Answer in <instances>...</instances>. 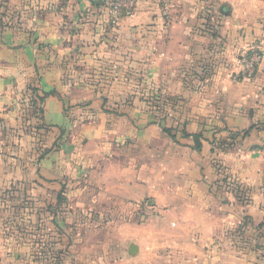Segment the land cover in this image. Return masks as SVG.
<instances>
[{
  "label": "crops",
  "instance_id": "crops-1",
  "mask_svg": "<svg viewBox=\"0 0 264 264\" xmlns=\"http://www.w3.org/2000/svg\"><path fill=\"white\" fill-rule=\"evenodd\" d=\"M103 1L28 0L32 5L37 4L36 7L41 4V8L22 18L23 27L18 24L0 31V123H10L19 115L20 91L34 75L36 41L42 36L47 46L56 43L61 29L57 21L60 16L56 15L62 9H73L83 36L96 39L105 32L102 44L97 43L101 46L99 50L105 49L112 26L104 15L91 13L92 7L102 10ZM218 2L230 7V15L224 18L230 35L245 29L246 40L252 41V31L260 30L264 18V0ZM59 3L64 7L57 9L55 5ZM158 15L156 1L141 0L133 15L121 18L119 35L125 44L121 47L122 55L129 57L128 62L141 66L147 77L163 86L167 95L187 96L184 108L179 111L180 130L174 134L166 132L153 109L139 96L130 95L126 77L101 93L106 94L117 109L112 116L98 114L95 123L87 125L85 130L88 131H82L80 136L84 143L88 142L76 147L75 156L81 165L89 163L93 179L107 180L108 196L121 200L123 210L150 206L153 216L146 217V223L154 219L159 224L161 231L153 235L145 234L146 225H139V234L135 236L124 232L123 237H112L108 242L112 250L120 247L123 251V259L117 264H244L242 261L248 258L257 259L259 252L258 249L240 251L230 236L229 231L240 222L242 210L234 205L232 195L221 193L215 187L211 141L214 137H226L230 131L252 127L260 117L264 119V111L258 109L260 101H264L259 89L264 85V61L254 80H238L228 74L236 70L235 63L224 74L221 71L214 76L208 89L187 92L181 72L204 51V41L211 39L195 33L194 21L179 14L175 18L173 15L174 21L158 30ZM148 23L157 26L144 27ZM232 38L230 42L234 41L235 46L225 48L222 56L236 59L244 43L242 39ZM250 43L245 44L250 46ZM114 50L120 51L117 47ZM130 54L135 55L134 58ZM44 75L45 88L56 90L45 99L46 120L65 127L69 120L65 111L68 92L60 69H50ZM92 98L90 92L83 89L75 103L80 104L75 108L77 112L88 107L85 103H92V109L101 113L98 108L103 104L102 97ZM252 107L255 111L251 113ZM183 128L190 135L185 136ZM196 133L200 134V149L195 147L193 134ZM103 157L107 158L106 163L103 162L106 168L101 170ZM222 158L251 188L253 199L248 214L254 224L264 222V127L251 129L239 145ZM8 166L0 163L2 182L19 174ZM131 244L135 245V254L129 253Z\"/></svg>",
  "mask_w": 264,
  "mask_h": 264
},
{
  "label": "rangeland",
  "instance_id": "rangeland-1",
  "mask_svg": "<svg viewBox=\"0 0 264 264\" xmlns=\"http://www.w3.org/2000/svg\"><path fill=\"white\" fill-rule=\"evenodd\" d=\"M113 1L104 0L102 10L93 7L91 10L94 15H104L106 22L112 26L104 50H99L101 46H97V43L102 44L101 38L105 32L96 39L83 36L79 24L75 22L72 8L62 9V12L56 11V16H60L57 20L58 26L61 27L56 43L49 47L42 41L45 40L42 36L41 40L36 41L34 75L20 91L19 115L10 123H0V163L10 165L8 167L12 171L19 173L8 182L0 180V264H117L123 259V251L120 247L116 251L112 250L108 244L112 237H123L124 232L127 236H135L139 234V225H146L148 232L145 231V234L153 235L161 231L154 219L146 223V217L153 216L149 211L150 206H132L130 210H123L124 204L121 200L108 196L107 180L93 179L89 163L81 165L75 156L76 147L88 142L84 143L80 136L82 131H88L85 130L87 125L95 123L98 114L109 113L112 116L113 110L117 109L113 102L107 100L106 94L101 93L117 80L125 79L130 70L137 71L146 81L140 85L134 83L133 86L138 88V95H130L139 96L153 109L155 115L158 113L156 117L163 128L165 121L160 118L163 107L169 109V120L175 116L177 110L184 108L187 100V96L181 95L175 98L181 101L182 106L175 99L174 103L165 102L164 95L167 94L163 91V86L147 77L141 66L128 62L129 57L122 55L121 47L125 44L124 38L121 39L119 35L120 20L122 17L133 15L141 0H135L133 4L118 11L114 9ZM153 1L159 6L156 19L160 22L158 30L174 21L173 15L175 18L179 14L194 21L195 33L211 39L204 41V51L198 53L197 60L181 72L187 92H203L208 89L214 76L221 71L224 74L232 69L231 65L235 63L236 70L228 74H233L232 77L235 76L238 80H254L264 61V18L260 23L261 31H252L253 40L248 41L245 29L238 30L236 35H230L228 25L224 23V18L230 14L221 12L223 6L230 8L226 3L220 4L218 0ZM36 6L37 4L28 3V0H0V31L18 24L23 27L22 18L32 10L41 8V4ZM46 6L43 4V7ZM55 6L57 9L64 7H61L60 3ZM33 7L35 9H32ZM209 23L217 26L216 37L213 34H203L206 29L204 27ZM147 26L153 28L157 25H144ZM231 37L233 40L242 39L244 43L235 56L236 59L222 56L225 48L235 46L234 41L230 42ZM107 46L111 49H106ZM115 47L120 51L114 50ZM131 56L134 58L135 55ZM253 59H256L253 65L254 73L250 75L249 63ZM50 69H60L61 79L68 92L65 111L69 120L65 127L50 124L46 120L45 99L56 91L46 89L43 84L44 73ZM130 86L132 82L128 81V89ZM83 89L90 92L92 99L102 97L103 104L98 108L101 113L92 109V103H85L88 107L77 112L75 108L80 104L75 103L79 101V94ZM259 89L264 99V85L261 84ZM151 92L154 93L155 100L150 98ZM173 104L174 107L170 108ZM260 104L258 109L261 112L264 111V101H260ZM251 110V113L255 111L253 107ZM166 122L168 124V121ZM257 126L264 127V119L260 117L252 127L242 131H230L226 137H214L211 141L213 165L214 153L223 141H228L225 145L232 143V146L236 147L244 136L246 137V132ZM232 146H227L226 152L233 149ZM219 158L221 159V156ZM102 159L103 167H99L101 170L106 168L107 158ZM239 183L247 188L240 179ZM215 187L221 193L232 195L234 205L242 210L239 213L238 226L229 231L233 242L244 253L247 250L256 252L258 249L259 254L255 253L257 259L248 258L242 262L262 264L264 253H261V250L264 252V243L257 238L264 230V222L255 225L248 214L250 204L244 203L236 191L219 188L217 176ZM252 195L251 191L250 199H253ZM123 225L126 228H123ZM129 253L135 254L130 250Z\"/></svg>",
  "mask_w": 264,
  "mask_h": 264
},
{
  "label": "trees",
  "instance_id": "trees-1",
  "mask_svg": "<svg viewBox=\"0 0 264 264\" xmlns=\"http://www.w3.org/2000/svg\"><path fill=\"white\" fill-rule=\"evenodd\" d=\"M208 21H211V20H208ZM204 28H206L203 31L204 35L213 34L215 37L217 36L216 35L217 34V26L215 27V25L213 23L212 24L209 23V25L205 26ZM141 77H142V75L139 74L135 70H130L127 73V78H129L130 83L132 82V86L129 87L130 94L138 95V91H136L138 88L134 87L133 85H134V83H138L139 85L145 83L146 81L143 80ZM140 93H142L141 90H140ZM150 98L152 100H155L154 93H152V92L150 93ZM174 99H175V101L177 100L176 102L180 106H182V103L179 99H176L175 97L164 95V101L165 102L170 101V102L174 103ZM173 107H174V104H173V106L170 105V108H173ZM163 108H164V111L160 115V118L162 121H165L164 122V125H165L164 129L169 134H174V132L180 130V128H181V121L179 119V111L177 110L178 112L176 111L175 116H172L169 118V119H171V122L166 124L167 123L166 121H168L167 116L169 114V109H167L165 107H163ZM156 115L158 116V113ZM181 131L183 132V134L185 136L190 135V133L186 132L184 128L181 129ZM248 133H249V130L246 132V136L248 135ZM235 136L236 135L234 134L233 137H235ZM193 137H194L195 143H196L195 147L200 149V147H201L200 134H197V133L193 134ZM244 138H245V136H244ZM227 142L228 141H223L221 143L220 147L218 149H216V151L214 153L213 161H214L215 171H216V176H217V185L219 188H222L224 190L236 191V193L238 194V196L241 198V200L244 203L250 204L252 201V199L249 198V194L251 193V188L248 186H246L247 188H244L239 183V178H238L237 174L231 169V167L228 164H226L224 162V160L222 158V155H224L227 151V146L230 147L233 145L232 143H228V145L227 144L225 145V143H227ZM233 147H235V146H232V148ZM220 156H221V159L219 158ZM257 239L260 240L262 242V244L264 243V230L261 231L260 234H258ZM260 246H262V245H260ZM263 246H264V244H263ZM261 253H264V252H261Z\"/></svg>",
  "mask_w": 264,
  "mask_h": 264
},
{
  "label": "built area",
  "instance_id": "built-area-1",
  "mask_svg": "<svg viewBox=\"0 0 264 264\" xmlns=\"http://www.w3.org/2000/svg\"><path fill=\"white\" fill-rule=\"evenodd\" d=\"M135 0H114L112 2V5L115 9V11H118L120 8H125L124 6L127 5H131L134 3ZM256 59H253L250 63H249V74L252 75L254 73V69H253V65H254V61Z\"/></svg>",
  "mask_w": 264,
  "mask_h": 264
},
{
  "label": "water",
  "instance_id": "water-1",
  "mask_svg": "<svg viewBox=\"0 0 264 264\" xmlns=\"http://www.w3.org/2000/svg\"><path fill=\"white\" fill-rule=\"evenodd\" d=\"M221 12L224 13V14H226V15H228V14H230V9H229L228 7H226V6H223V7L221 8ZM134 247H135V246H133V245L130 247V252H131V253H134V252H135V251L133 250Z\"/></svg>",
  "mask_w": 264,
  "mask_h": 264
}]
</instances>
